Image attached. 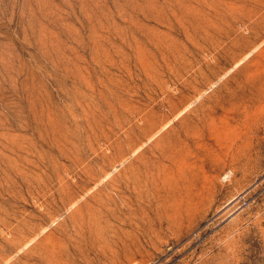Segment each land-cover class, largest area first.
<instances>
[{
    "label": "rangeland",
    "instance_id": "374dc122",
    "mask_svg": "<svg viewBox=\"0 0 264 264\" xmlns=\"http://www.w3.org/2000/svg\"><path fill=\"white\" fill-rule=\"evenodd\" d=\"M0 264H264V0H0Z\"/></svg>",
    "mask_w": 264,
    "mask_h": 264
},
{
    "label": "bare ground",
    "instance_id": "6f19581e",
    "mask_svg": "<svg viewBox=\"0 0 264 264\" xmlns=\"http://www.w3.org/2000/svg\"><path fill=\"white\" fill-rule=\"evenodd\" d=\"M232 160V159H231ZM180 198V197H179ZM177 200V199H176ZM197 204V203H196Z\"/></svg>",
    "mask_w": 264,
    "mask_h": 264
}]
</instances>
